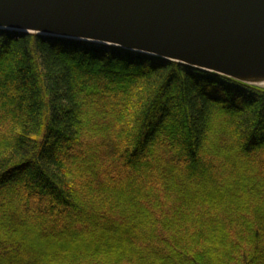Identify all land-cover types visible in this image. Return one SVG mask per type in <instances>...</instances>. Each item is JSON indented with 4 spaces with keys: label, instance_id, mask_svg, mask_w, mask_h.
<instances>
[{
    "label": "trees",
    "instance_id": "trees-1",
    "mask_svg": "<svg viewBox=\"0 0 264 264\" xmlns=\"http://www.w3.org/2000/svg\"><path fill=\"white\" fill-rule=\"evenodd\" d=\"M0 264H264V90L0 31Z\"/></svg>",
    "mask_w": 264,
    "mask_h": 264
},
{
    "label": "water",
    "instance_id": "water-1",
    "mask_svg": "<svg viewBox=\"0 0 264 264\" xmlns=\"http://www.w3.org/2000/svg\"><path fill=\"white\" fill-rule=\"evenodd\" d=\"M0 31L118 47L264 90V0H0Z\"/></svg>",
    "mask_w": 264,
    "mask_h": 264
},
{
    "label": "rangeland",
    "instance_id": "rangeland-1",
    "mask_svg": "<svg viewBox=\"0 0 264 264\" xmlns=\"http://www.w3.org/2000/svg\"><path fill=\"white\" fill-rule=\"evenodd\" d=\"M105 66V65H101ZM106 68L113 69V70H119V71H129V68L127 66H123L121 64H108L105 66Z\"/></svg>",
    "mask_w": 264,
    "mask_h": 264
}]
</instances>
